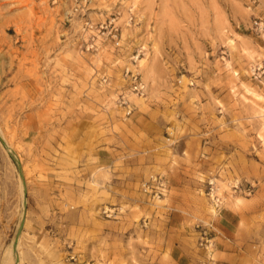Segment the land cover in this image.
<instances>
[{
  "label": "rangeland",
  "instance_id": "rangeland-1",
  "mask_svg": "<svg viewBox=\"0 0 264 264\" xmlns=\"http://www.w3.org/2000/svg\"><path fill=\"white\" fill-rule=\"evenodd\" d=\"M263 70L264 0H0V264H264Z\"/></svg>",
  "mask_w": 264,
  "mask_h": 264
},
{
  "label": "built area",
  "instance_id": "built-area-1",
  "mask_svg": "<svg viewBox=\"0 0 264 264\" xmlns=\"http://www.w3.org/2000/svg\"><path fill=\"white\" fill-rule=\"evenodd\" d=\"M117 31V29H116ZM113 37L118 38V33H113ZM262 65H257L254 68V71L261 70ZM264 72V70H263ZM131 89L137 93H144L145 85L139 73L132 72L131 74ZM118 102L124 106L126 112L131 114L133 112V105L131 104L130 100L127 98V95L122 93L118 98ZM143 189L147 192L150 196L154 198H160L162 195L165 194L167 183L165 179L160 175H151L147 180H145L142 184Z\"/></svg>",
  "mask_w": 264,
  "mask_h": 264
},
{
  "label": "bare ground",
  "instance_id": "bare-ground-1",
  "mask_svg": "<svg viewBox=\"0 0 264 264\" xmlns=\"http://www.w3.org/2000/svg\"><path fill=\"white\" fill-rule=\"evenodd\" d=\"M141 61H142V62H146V60L143 61V59H142ZM142 62H141V63H142ZM142 64H143V63H142ZM143 65H144V64H143ZM139 99H140L139 101L144 102V99H145V98H143V97L141 96V97H139Z\"/></svg>",
  "mask_w": 264,
  "mask_h": 264
}]
</instances>
